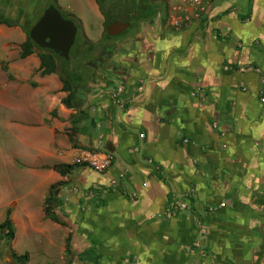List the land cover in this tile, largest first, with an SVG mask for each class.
Wrapping results in <instances>:
<instances>
[{"label": "crops", "instance_id": "1", "mask_svg": "<svg viewBox=\"0 0 264 264\" xmlns=\"http://www.w3.org/2000/svg\"><path fill=\"white\" fill-rule=\"evenodd\" d=\"M207 2L181 30L142 28L118 53L122 71H93L70 91L57 73L41 74L38 51L25 58L32 64L0 71L17 117L2 124L17 148L10 160L0 150V185L9 161L19 177L10 184L25 188L21 199L3 200L0 190V224L9 212L13 231L24 229L20 207L28 225L63 230L61 260L69 243L76 262L115 264L114 245L126 243L150 262L264 264V0ZM111 80L122 109L111 99L117 88L100 93ZM80 149L112 154L111 167L75 166ZM55 166L70 167L62 175ZM52 191L62 224L44 213ZM37 200L39 214L30 210ZM14 237L0 239V264L29 262ZM104 241L113 255L96 248Z\"/></svg>", "mask_w": 264, "mask_h": 264}, {"label": "rangeland", "instance_id": "2", "mask_svg": "<svg viewBox=\"0 0 264 264\" xmlns=\"http://www.w3.org/2000/svg\"><path fill=\"white\" fill-rule=\"evenodd\" d=\"M135 1L136 0H97L98 8H100L103 15L102 17L99 9V13H97L96 9L90 5L87 0H0V14H3L11 23L10 26L0 25V71L3 70L5 74H10V67L16 64H32V61L26 62V59H20L21 46L29 38V31L38 21L48 5L55 4L54 6L58 9L60 14L71 20L77 26L78 31L75 42L69 52V59L63 62L56 60L58 63L57 70L61 71V69H63V73L64 70H66L69 75L75 77L72 82L90 79L91 74H93L91 63L97 62V52H101L98 53L101 58L102 53L111 49L115 42L130 38L134 39V35L142 28H149L152 24L159 25L162 23L164 26L167 25V30L178 31L192 23L193 19H196L194 18L196 14L192 12L190 6L180 4L182 0L139 1L138 3H135ZM149 4H151V7H149ZM138 6H140L139 9H137ZM205 7L204 13L207 11L208 2H206ZM198 14H200V12ZM104 21L108 24L113 22H127L129 23V27L123 34L109 37L104 34ZM174 22H178L179 25H176ZM34 50L37 52V49ZM44 52L49 54L52 53L50 50H44ZM11 73L15 75V71L12 70ZM28 80L30 82L35 81V76L28 77ZM119 86L120 84L115 80H111L108 84L103 85L100 93H104V96L109 98L110 94ZM14 94L11 88L0 93V150L4 152V157L7 160H10L8 158L12 151L17 148V145L2 131V124L11 126L14 123L13 121L17 118L11 106ZM44 108L45 107H42V109ZM8 162L7 168L2 169L3 173H1L3 184L0 185V190L3 195V200L13 198L21 199L25 188L11 185V182L19 177L11 169V165ZM51 199L54 203L55 198ZM48 207H50V204ZM30 210L38 214L40 213V204L38 200L31 203ZM16 213L18 222L24 223L25 227L24 229H20L16 228L14 225L15 237L12 246L18 253H27L30 256V260L27 264L92 263L91 260H78V262L72 260L71 258H73V256H70L72 246L69 243L67 244L66 255L64 254V259L61 260L60 252L63 247V240L61 238L64 231L59 229L56 231L49 230L45 226L38 225L37 223L28 225L25 213L20 207L17 208ZM4 215L5 210L0 207V218L4 217ZM108 239L110 240L111 238H106L105 241ZM105 241L96 244V248L100 249L104 247L106 251L113 255V251L111 250L110 252L107 247L108 242L105 243ZM88 247L89 245L86 246L85 250L88 249ZM193 247L194 248H191L190 251L194 249L195 254H206L203 248H198V246ZM113 248L116 253H120L119 260L117 257H114L116 258L115 262L113 261L115 264H169L162 261L163 259H171L169 256L166 258H163V256L159 258L157 255L156 258L162 260L155 262H150L145 258L142 260V255L140 256L138 253L132 251L126 252V243H121L120 245L116 243ZM89 252L93 251L89 249ZM89 252H87L88 255ZM187 262L189 261H185L181 264H187ZM102 263L103 261L99 262V264Z\"/></svg>", "mask_w": 264, "mask_h": 264}, {"label": "water", "instance_id": "3", "mask_svg": "<svg viewBox=\"0 0 264 264\" xmlns=\"http://www.w3.org/2000/svg\"><path fill=\"white\" fill-rule=\"evenodd\" d=\"M128 27V23L113 22L107 25L106 34L109 37L117 36ZM76 34V25L64 19L55 6L49 5L29 31V39L39 49L50 50L61 59L68 60Z\"/></svg>", "mask_w": 264, "mask_h": 264}, {"label": "trees", "instance_id": "4", "mask_svg": "<svg viewBox=\"0 0 264 264\" xmlns=\"http://www.w3.org/2000/svg\"><path fill=\"white\" fill-rule=\"evenodd\" d=\"M55 1V0H53ZM139 1H146V2H150V1H155V0H136L135 3L139 2ZM55 5V4H54ZM53 5V6H54ZM151 7V4H149ZM140 6L137 7V9H139ZM152 12V11H151ZM63 18H65L63 16ZM68 19V18H67ZM0 25H6V26H10L11 23L9 22V20L4 17L3 14H0ZM108 25V23L106 21H104V27L106 28V26ZM105 36H107L106 32L104 31ZM34 49H37L38 51V56L40 58L41 61V66L40 69H42L41 74L42 75H47L50 73H57L60 76V79L62 80L63 83V90L64 91H70V83L75 79V77L69 75V73H67L66 70H64V73L62 72L63 69L57 70L56 68L58 67V63L56 62V60H59L61 62H63L64 60L61 59L58 55L54 54L53 52L51 54L44 52V50H40L29 38L27 39V41H25V43L21 46V51H20V59H25L26 57H28L29 55H31L32 53L35 52ZM61 67V66H60ZM70 166H55V169L60 173V174H64V170L66 168H68ZM52 195H53V191L50 193L49 198L46 200L47 204H51L52 202ZM45 216L49 217L51 220L62 224V222L58 221L57 218H55L53 216V214L51 213V206L46 208L44 210ZM5 234V235H3ZM6 237L8 240L13 239L14 237V231L11 227V222L9 220V212L5 218V220L0 224V239ZM18 261L20 263L25 262V260H27V255H23V256H18Z\"/></svg>", "mask_w": 264, "mask_h": 264}, {"label": "built area", "instance_id": "5", "mask_svg": "<svg viewBox=\"0 0 264 264\" xmlns=\"http://www.w3.org/2000/svg\"><path fill=\"white\" fill-rule=\"evenodd\" d=\"M190 4H184L191 7V10L194 15V18H199L201 15L205 14V4L207 0H189ZM200 12V14H198ZM174 14V12L172 11ZM176 25H179L178 22H174ZM122 87H118L112 94L111 99L114 102V105L122 109L125 104V100L122 97ZM261 102L264 103V98H261ZM113 162V155L106 151H92L88 149L77 150L76 155L73 159V164L76 165H85L97 173H103L107 171Z\"/></svg>", "mask_w": 264, "mask_h": 264}, {"label": "flooded vegetation", "instance_id": "6", "mask_svg": "<svg viewBox=\"0 0 264 264\" xmlns=\"http://www.w3.org/2000/svg\"><path fill=\"white\" fill-rule=\"evenodd\" d=\"M49 6V5H48ZM47 6V7H48ZM46 7V8H47ZM44 12V11H43ZM42 16V15H41ZM40 16V17H41ZM39 17V18H40ZM63 17V16H62ZM66 20H69L67 18H64ZM39 20V19H38ZM71 21V20H70ZM122 23H127V22H122ZM129 24V23H128ZM77 27V26H76ZM107 27V26H106ZM78 31V30H77ZM104 31L106 32V28L104 29ZM126 31V30H125ZM124 31V32H125ZM123 32V33H124ZM121 33V34H123ZM119 34V35H121ZM118 36V35H117ZM114 37V36H113ZM76 38V37H75ZM128 39L125 40H120L117 41L113 44V47L109 50H107L105 53H102V57L100 58V55L98 53L101 52H97V62L95 63H91V69L98 74H102L104 70L108 69L107 71H112L115 73H119L120 71H122L121 69V65L118 64V53L119 51L121 52L122 47L126 46V41ZM75 42V41H74ZM40 50H44V49H40ZM94 61V59H93ZM102 61V62H101Z\"/></svg>", "mask_w": 264, "mask_h": 264}]
</instances>
